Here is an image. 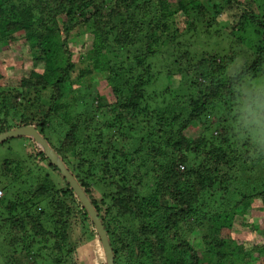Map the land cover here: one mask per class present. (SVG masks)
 Masks as SVG:
<instances>
[{
    "label": "trees",
    "instance_id": "1",
    "mask_svg": "<svg viewBox=\"0 0 264 264\" xmlns=\"http://www.w3.org/2000/svg\"><path fill=\"white\" fill-rule=\"evenodd\" d=\"M141 1L0 0V45L22 42L31 59L16 86L0 87V135L32 126L43 137L97 212L113 264H264V230L253 223L264 221V0L231 23L236 33L252 29L255 44L250 63L224 79L214 72L229 55L211 40L227 32L216 29L220 10L239 0ZM84 33L86 67L72 76L69 44ZM158 58L165 66L155 72ZM93 76L102 93L74 98L73 87ZM43 90L41 109L28 97ZM81 98L89 105L71 114ZM195 126L201 135L188 138ZM14 139L31 150L0 165L3 263L89 264L82 239L94 238L106 264L60 171L33 139ZM246 231L255 238H240Z\"/></svg>",
    "mask_w": 264,
    "mask_h": 264
},
{
    "label": "rangeland",
    "instance_id": "2",
    "mask_svg": "<svg viewBox=\"0 0 264 264\" xmlns=\"http://www.w3.org/2000/svg\"><path fill=\"white\" fill-rule=\"evenodd\" d=\"M107 2H112V0H107ZM141 0H135V3L139 6L141 3ZM170 2L174 5L176 4L177 0H170ZM241 2V6L237 7L235 5H230V7H224L221 9L218 13L217 19V27L218 30L222 31L227 29V32H221L219 34L213 35V40H211V45L214 47L215 50H221L222 52H225V55L229 56H221L224 57L225 65H223V69L220 72H214L219 78H226L230 76H235L239 71L244 69L251 61V54L254 49V34L253 30L249 29L248 27H245V32L236 33L235 30H230L231 28V23L237 22V14L240 13L241 8L245 5L249 7L254 6V0H239ZM140 9H144L146 11V5L141 6ZM178 20V17H177ZM220 25L223 27L220 29ZM181 27V25H179ZM181 29V28H180ZM224 33V35H223ZM234 34V36H233ZM233 37V38H231ZM185 38V37H184ZM227 39L228 41L226 43L222 42L221 40ZM239 39V41H238ZM92 41V34L91 33H84V35H81L80 37L76 38V40L72 41L69 44L70 50L73 54V59L77 63V69L72 73V76H76L79 72L80 69H83L86 67L85 61L79 62V57L80 54H84L86 52V49H83L82 43L84 45L89 46ZM197 44L200 42V39L195 41ZM235 44L234 47H229V43ZM199 45V44H198ZM199 47V46H197ZM232 49V50H231ZM231 50V51H230ZM85 59L87 60L88 58L85 56ZM126 60V57H119L118 62L116 66H120L124 61ZM160 60L159 58L151 61V67L155 72H158L159 66L162 68L165 66V64L161 61V64H159ZM228 62V63H227ZM156 63V64H155ZM20 64V66H18ZM31 67V59L29 56V50L26 45H24L22 42L16 43V44H9L8 46H1L0 45V74L3 76L2 79H0V87H4V84H7V86H16L18 82V76H21V69L24 68H30ZM42 65H39L37 69H42ZM40 71V70H39ZM178 78V77H176ZM176 78L175 79L176 81ZM96 81V83H95ZM82 84L74 86V98L75 96H79L82 98H86L87 101H91L92 99H95L99 93L103 91L105 88V83L101 81L100 77H92V78H84L82 80ZM99 82V83H98ZM177 82H174L172 85H170L171 89H174L176 86ZM100 91V92H99ZM24 95V94H23ZM49 95V91H40L39 94H34L33 92L30 93L28 99L30 100L31 103L38 101L34 104H38L39 108L43 109L47 105V97ZM20 100L22 101V97H19ZM81 98V99H82ZM28 100V101H29ZM19 101V100H18ZM70 101V99H69ZM82 101L80 100L78 106L75 108L73 107V104H70V109L69 112L73 114L78 108L79 111L84 109L86 105L82 104ZM88 103V102H85ZM89 105V103H88ZM38 106L35 108L31 107V109L26 112V114L36 115L37 111H39ZM22 113V112H20ZM25 116H28L26 115ZM215 130L211 129L210 134H214ZM199 135H201V127L195 126L190 129V131L187 133L188 138H196ZM258 139V138H257ZM256 139V140H257ZM259 140V139H258ZM264 140V139H263ZM27 140L23 139H11L9 143L3 144L0 146V165L2 163V160L4 158H8L9 160L17 161L18 157L22 158L27 154V150H31V147H28ZM30 144V143H29ZM10 149L11 152H8L7 150ZM47 175L49 176L50 181L54 182L58 187L62 186L61 185V180L58 176L54 175L52 172H47ZM1 181V180H0ZM0 191L2 193V197L5 194V191L2 189V185L0 184ZM97 195V192H96ZM0 196V197H1ZM253 223L257 224V227L259 229V232H262L264 230V221L262 219H257ZM85 230L82 228L81 233L84 232ZM261 234L258 233V237H260ZM240 238L243 239H254L255 236L252 234L250 231H246L239 236ZM84 240L83 243H85L84 247L82 248V254L84 255L83 257L87 260L89 259L90 262L89 264H99L103 258L102 254H100L99 247L96 243V240L93 239H82ZM95 251V252H94ZM94 252V253H93ZM96 253V254H95ZM2 257L0 256V264H4L2 261ZM82 260V259H81Z\"/></svg>",
    "mask_w": 264,
    "mask_h": 264
},
{
    "label": "water",
    "instance_id": "3",
    "mask_svg": "<svg viewBox=\"0 0 264 264\" xmlns=\"http://www.w3.org/2000/svg\"><path fill=\"white\" fill-rule=\"evenodd\" d=\"M19 137H28L33 139L36 146L42 151V153L49 159V161L56 166V168L60 171L61 175L64 179L68 182L71 189L74 191L82 205L86 208L94 226L95 230L98 233V236L101 241V246L106 258V264H113V254L107 239V235L105 229L102 225L101 220L98 217L97 212L92 207L90 201L85 196L84 192L82 191L81 187L78 185L77 181L72 177V175L66 170L63 163L60 161L59 157L51 150L49 145L40 136L34 127L27 126V127H20L13 129L5 134L0 135V143L14 139Z\"/></svg>",
    "mask_w": 264,
    "mask_h": 264
},
{
    "label": "built area",
    "instance_id": "4",
    "mask_svg": "<svg viewBox=\"0 0 264 264\" xmlns=\"http://www.w3.org/2000/svg\"><path fill=\"white\" fill-rule=\"evenodd\" d=\"M182 168V167H181ZM2 195L1 191H0V196Z\"/></svg>",
    "mask_w": 264,
    "mask_h": 264
}]
</instances>
